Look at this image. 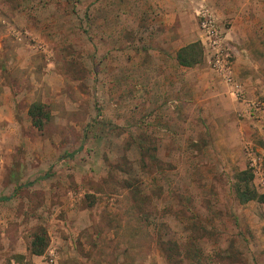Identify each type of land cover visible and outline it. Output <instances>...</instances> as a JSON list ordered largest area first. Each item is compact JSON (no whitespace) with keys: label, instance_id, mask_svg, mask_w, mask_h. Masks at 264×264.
I'll list each match as a JSON object with an SVG mask.
<instances>
[{"label":"rangeland","instance_id":"1","mask_svg":"<svg viewBox=\"0 0 264 264\" xmlns=\"http://www.w3.org/2000/svg\"><path fill=\"white\" fill-rule=\"evenodd\" d=\"M244 168L264 195V0H0V264H264Z\"/></svg>","mask_w":264,"mask_h":264},{"label":"trees","instance_id":"2","mask_svg":"<svg viewBox=\"0 0 264 264\" xmlns=\"http://www.w3.org/2000/svg\"><path fill=\"white\" fill-rule=\"evenodd\" d=\"M76 2V0H69ZM176 60L179 65L190 67L199 64L203 60V47L200 41H193L181 46L176 52ZM28 115L32 124L41 129L44 124L43 105L40 102H33L28 109ZM253 173L250 168H244L234 173L233 191L240 203L250 200H263L264 195L257 192L252 185ZM1 197L0 199H7ZM48 246V236L43 228L37 229L29 243L28 251L32 255H42Z\"/></svg>","mask_w":264,"mask_h":264},{"label":"built area","instance_id":"3","mask_svg":"<svg viewBox=\"0 0 264 264\" xmlns=\"http://www.w3.org/2000/svg\"><path fill=\"white\" fill-rule=\"evenodd\" d=\"M201 17H202L201 26L202 28H204V31H206L205 34L206 41H208V45L211 48L215 49L219 44L218 43L219 37H216L217 34H215L214 31L211 29L212 20L206 9L202 10ZM213 66L223 76L224 81L227 84H230L231 88L233 89L231 93L234 94L235 92L236 94H238V96L241 95L242 94V90L240 88L241 86L239 84L237 86L236 84L232 83L231 81L232 78L230 76V68L228 67L227 62L218 53L215 55L213 59Z\"/></svg>","mask_w":264,"mask_h":264},{"label":"crops","instance_id":"4","mask_svg":"<svg viewBox=\"0 0 264 264\" xmlns=\"http://www.w3.org/2000/svg\"><path fill=\"white\" fill-rule=\"evenodd\" d=\"M178 63V62H177Z\"/></svg>","mask_w":264,"mask_h":264}]
</instances>
